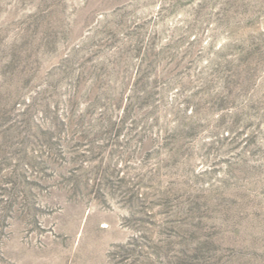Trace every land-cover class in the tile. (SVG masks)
<instances>
[{
	"label": "rangeland",
	"instance_id": "374dc122",
	"mask_svg": "<svg viewBox=\"0 0 264 264\" xmlns=\"http://www.w3.org/2000/svg\"><path fill=\"white\" fill-rule=\"evenodd\" d=\"M0 264H264V0H0Z\"/></svg>",
	"mask_w": 264,
	"mask_h": 264
}]
</instances>
